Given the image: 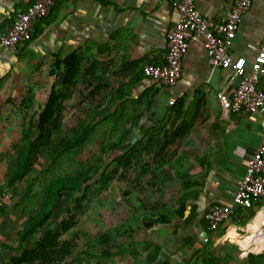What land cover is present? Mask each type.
<instances>
[{"label": "crops", "instance_id": "1", "mask_svg": "<svg viewBox=\"0 0 264 264\" xmlns=\"http://www.w3.org/2000/svg\"><path fill=\"white\" fill-rule=\"evenodd\" d=\"M175 1L57 0L51 13L34 24L30 42L19 45L15 53L0 47V97L2 82L13 83L17 73H25L41 63L49 65L56 58L64 59L94 46L99 52H110L116 72L127 75L128 89L129 82L139 77L132 88L133 95L146 96L144 105L152 99L150 112L157 113L155 119L165 115L169 100L184 112L198 106L199 122L204 120L199 129L206 128V141L197 149L202 152L200 177L197 187L192 189L194 200L186 203L180 216L157 211L150 227L142 224L129 230L121 253L112 250L111 263L203 264L209 256L219 257L228 252L229 261L219 264H264V201L258 203L254 215L244 223L227 221L216 233L209 232L204 220L211 205L231 204L244 173L245 157L260 145L264 117L220 108L217 94L230 95L238 81L228 87L227 72L210 69L198 36L189 41L172 96L169 90L141 73L145 65L163 63L167 33L178 21ZM232 4L233 0H195L199 14L213 20L224 18ZM25 9L24 0H0V34ZM263 43L264 0H253L238 23L231 53L250 64ZM150 117L148 113L146 119ZM159 215L167 216L168 221L159 223Z\"/></svg>", "mask_w": 264, "mask_h": 264}, {"label": "rangeland", "instance_id": "2", "mask_svg": "<svg viewBox=\"0 0 264 264\" xmlns=\"http://www.w3.org/2000/svg\"><path fill=\"white\" fill-rule=\"evenodd\" d=\"M90 47L93 49L79 52L80 73L70 88L69 99L59 105L58 127L53 131L55 136L65 137L74 128L86 127L92 122L82 146L74 149L79 151H72L56 161L49 160L47 152H43L25 178L12 188L6 185L10 164L18 148L35 136L38 113L62 71L54 69V62L41 63L25 73H17L13 83L2 82L0 200H4L5 206L0 207V264H16L24 251L30 252L47 234L63 236V244L70 251L69 257L52 264H112L102 255L107 250L100 243L105 234L125 244L129 230L152 221L157 211L173 212L183 192L197 187L202 152L197 149L206 141V128L199 129L204 123L203 119L199 122V110L193 130L182 139L177 150L169 152L172 156L169 155L164 166L158 165L157 169L156 163L154 173H145L140 163L146 152L153 150H146L149 142L141 143L142 135L131 121L135 115L131 101L138 97L132 91L125 102L112 103L116 88L126 85L127 75L116 72L111 65L110 52L98 46L103 54L96 47ZM163 117L161 122L165 125L154 134L153 142L162 139L160 136L165 130L169 131ZM130 131L137 133L140 139L132 147V162L124 168L115 162L128 146L126 136ZM121 144L125 148L109 152L113 150L112 145ZM147 162L150 164V160ZM103 163L107 164L104 173ZM80 173L94 178L85 191L62 195L47 223L19 243L18 233L25 219L39 211L45 186L54 178ZM111 193L116 199L115 202L109 199L114 212H109V205L103 203L105 196ZM8 194L12 197L5 199ZM226 254L229 253L220 258L228 262Z\"/></svg>", "mask_w": 264, "mask_h": 264}, {"label": "trees", "instance_id": "3", "mask_svg": "<svg viewBox=\"0 0 264 264\" xmlns=\"http://www.w3.org/2000/svg\"><path fill=\"white\" fill-rule=\"evenodd\" d=\"M81 66V59L78 52H73L67 55L64 59H61L60 57L55 59L54 69L62 71V75L60 76L56 87H54L49 93L42 111L38 113L35 136L31 141H28L26 145L18 148L12 163L10 164L6 178V185L8 187L12 188L17 183L21 182L29 173L31 168L35 165L39 155L43 152H47L49 160L56 161L61 156L69 154L72 151H79L74 149H78L82 146L85 136L90 130L92 122H89L86 127L74 128L70 131L69 135L65 137H57L53 134V131L58 127L57 112L59 110V105L69 99L70 88L73 87L75 79L80 73ZM138 80L139 77L135 76L134 79L129 82V84H131V86H129L131 87L130 89H128V86L125 84L116 88L117 90L114 93L112 103L117 104L121 101L125 102ZM145 97L146 96L141 95L138 97V99L131 101V105L135 114L131 121L133 126H135L138 132L142 135L143 139L141 143L147 141L149 142L150 146H148L146 150H153L150 153L146 152V154L143 156V163H140V169L142 171L152 174L155 171V164L157 163V169L158 165L159 167L164 166L169 158V155L170 157L172 156L169 154V152L172 150H177L182 139L193 130L196 118L198 117L199 108L196 106V108L192 107L186 112H183V110L180 109L181 107L175 104V102L174 105L168 106V109L165 113V118H163L165 119L166 123L168 122L167 126L169 131L165 130L160 136L162 139H157L155 142H153L152 138L154 137V134L160 132L165 124L161 122L163 121L161 120L162 118L160 120L155 119L157 113L155 114V112H150V108L153 105L152 99L148 102V104L144 105L146 101ZM142 104L143 106H141ZM144 107H146L145 112L143 111ZM148 113L151 114V117L146 119ZM99 115L101 114L99 113ZM143 119H145L144 122H142ZM123 141L124 138L122 139V142ZM110 148L113 150H109V152H112L115 150H121L125 147L123 144H121L119 146L112 145ZM133 155L134 149L132 148V150L125 153L122 157L116 158L115 165L120 164L124 168L128 167L132 162ZM147 159L150 160V164L147 162ZM102 167L103 169L101 168V170L104 173L107 168V164L103 163ZM93 179V176H89L88 174L84 173L76 174L73 177L62 176L54 178L44 188L43 199L39 203V211L25 219L23 226L18 233L19 243L32 236L38 228L47 223L51 215L54 213L58 200L62 195L75 194L78 192L82 194ZM194 194L195 193H193L192 189L190 191L183 192L180 200L178 201V205L176 209L173 210V212L175 214L178 213L177 215L180 216V213L185 210L186 203L194 200ZM9 195V197L8 195L5 196V199L12 197V194ZM109 196H105L106 200H103V203H107L109 205V208L107 209L109 212H114V206L109 204V199L113 198L114 194L111 193ZM115 200L116 199H114V202ZM260 202L254 203L253 206L247 210H234L232 216L228 220L224 221L215 232H209H218L223 224L227 221L244 223L246 219H249L254 215L256 206ZM2 203V207H4V200H2ZM158 217L159 223H166L168 221L167 216L159 215ZM152 221H154V218ZM152 221L149 220L148 222L144 223L145 226L150 227ZM63 241L64 237L60 236V234H47L30 252L24 251L22 256L16 260L15 263L52 264L55 263L56 260L69 257L70 251L66 246H64ZM100 243L107 248L106 252L102 254L103 257L107 259L111 258L112 250H114L115 253H117V251L121 253L122 244H124L117 242V239L112 238L110 234H105ZM221 253H224L223 249L221 250ZM150 259L149 262H151ZM221 261L222 259L220 256H209L203 261V264H219L222 263Z\"/></svg>", "mask_w": 264, "mask_h": 264}, {"label": "built area", "instance_id": "4", "mask_svg": "<svg viewBox=\"0 0 264 264\" xmlns=\"http://www.w3.org/2000/svg\"><path fill=\"white\" fill-rule=\"evenodd\" d=\"M26 9L0 34V47L15 53L19 45L31 41L33 26L46 18L57 0H24ZM253 0H233V4L220 20L205 19L196 9L195 0H176L174 7L178 12V21L166 36L167 51L160 65H145L142 74L159 87L169 90L181 77L182 61L187 54L189 41L198 36L210 69L227 72L226 86L238 84L228 95L217 94L220 108L231 113L259 114L264 117V43L250 64L242 57L231 53L233 39L242 17L250 10ZM168 105H174L173 100ZM261 142L255 152L245 157L244 173L232 198L231 204L211 205L205 213L207 229L215 232L228 220L234 208L247 210L254 203L264 201V123L260 129ZM10 195L8 194V197ZM3 205L0 200V207Z\"/></svg>", "mask_w": 264, "mask_h": 264}, {"label": "water", "instance_id": "5", "mask_svg": "<svg viewBox=\"0 0 264 264\" xmlns=\"http://www.w3.org/2000/svg\"><path fill=\"white\" fill-rule=\"evenodd\" d=\"M139 139L140 138L137 133H135L134 131H130L126 136L128 146L121 151V154L124 155L125 153L130 151V149H132V147L139 141Z\"/></svg>", "mask_w": 264, "mask_h": 264}]
</instances>
